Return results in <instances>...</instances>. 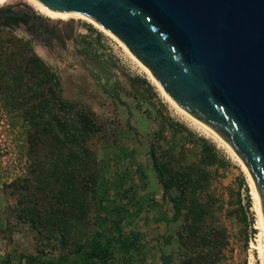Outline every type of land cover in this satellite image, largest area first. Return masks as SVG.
<instances>
[{
	"label": "rangeland",
	"instance_id": "obj_1",
	"mask_svg": "<svg viewBox=\"0 0 264 264\" xmlns=\"http://www.w3.org/2000/svg\"><path fill=\"white\" fill-rule=\"evenodd\" d=\"M5 8L35 16L0 27V264H86L75 248L95 231L129 247L114 248L110 264H185L199 249L183 244L189 219L185 210L174 219L169 201L181 172L208 197V228L223 230L216 264H262L246 173L119 40L84 20H51L24 0ZM78 110L97 128L82 138Z\"/></svg>",
	"mask_w": 264,
	"mask_h": 264
},
{
	"label": "water",
	"instance_id": "obj_2",
	"mask_svg": "<svg viewBox=\"0 0 264 264\" xmlns=\"http://www.w3.org/2000/svg\"><path fill=\"white\" fill-rule=\"evenodd\" d=\"M115 36L248 170L264 216V0H33Z\"/></svg>",
	"mask_w": 264,
	"mask_h": 264
},
{
	"label": "trees",
	"instance_id": "obj_3",
	"mask_svg": "<svg viewBox=\"0 0 264 264\" xmlns=\"http://www.w3.org/2000/svg\"><path fill=\"white\" fill-rule=\"evenodd\" d=\"M13 24H26L28 22V17L26 18H10ZM39 63V62H38ZM37 63V65H38ZM42 71L45 73V78L48 81H51L50 78V69L47 66H41ZM54 88L50 90V94L54 96ZM58 99V103L62 108L76 109L77 105L65 101L61 96L54 97ZM79 112V110L77 111ZM83 112V111H81ZM78 113L82 121L81 128L82 132L78 135V138L84 137V135L92 130H96L95 122L88 118L87 115ZM68 134V132H67ZM73 143H76L77 140L74 136H71ZM179 184H177V196L175 198H169V201L173 205L174 209V219H177L182 215V211L185 210L186 216L189 219V225L186 227L188 233V240L183 239V244L187 245L186 242L193 248L199 249V254L186 262L185 264H216L218 258L216 257V250L220 245L217 235H222V228L213 229L212 227L208 228L207 219L210 214L209 210V200L208 197L203 196L201 193L203 190H198L199 185L193 180L192 176L186 172H181L178 174ZM201 187V186H200ZM199 191V192H198ZM202 230V233L198 231ZM223 231V230H222ZM102 233L95 231L93 236L86 240L83 244L77 245L75 250L83 256L84 260L88 263L94 260L98 261L100 264H110L111 257L113 255L112 251L114 248L118 249V252H128V246L125 243H119L117 246L114 243V239H108L105 243L102 242ZM40 264H68L67 259L64 257H58L57 259H46L41 260ZM86 263V264H88Z\"/></svg>",
	"mask_w": 264,
	"mask_h": 264
},
{
	"label": "bare ground",
	"instance_id": "obj_4",
	"mask_svg": "<svg viewBox=\"0 0 264 264\" xmlns=\"http://www.w3.org/2000/svg\"><path fill=\"white\" fill-rule=\"evenodd\" d=\"M9 1L10 0H0V6L4 5L5 3L9 2ZM24 1L27 4H29L31 7H33L37 11H39L42 15H44L45 17H47V18H49L51 20H63V21H68V20H84V21H87V22L93 24L100 31H102V32L106 33L107 35L111 36L112 38H115L116 40H118L111 33L107 32L106 30H104L103 28H101L96 22H94L93 20L87 18L86 16H84L82 14L73 13V12H67V13L56 12L54 10H51L49 8H45V7L41 6V5H39L38 3H36L33 0H24ZM121 45L127 51V49L125 48V46L122 43H121ZM130 56L142 68V70L145 72V74H147L149 80L161 91V93L163 94V96L174 107H176L177 110H179L184 116H186L190 120V122H192L193 125H195L197 128H199L200 130H202L210 138L214 139L215 141H217L218 143H220L221 145H223L227 149V151L236 159V161L242 167L243 171L246 173L247 179H248L249 184H250V187H251V194H252L253 199L255 201V210H256V213H257V217H258L257 229L260 231V238H261V240H263L262 241V244H260L257 247V249H258L259 253L261 254V256L263 258L262 264H264V216H263V212H262L261 198L259 196V193L257 191V188H256V186H255V184L253 182V179L251 178L248 170L246 169V167L244 166V164L241 162V160L236 156V154L231 150V148L225 142H223L221 140V138H219L213 131H211L205 125H203L202 123L198 122L197 120H195L194 118H192L191 116H189L186 112H184L180 107H178L166 95V93L163 91V89L161 88V86L153 78V76L151 75L150 71L147 68H145L134 56H132L131 54H130Z\"/></svg>",
	"mask_w": 264,
	"mask_h": 264
},
{
	"label": "flooded vegetation",
	"instance_id": "obj_5",
	"mask_svg": "<svg viewBox=\"0 0 264 264\" xmlns=\"http://www.w3.org/2000/svg\"><path fill=\"white\" fill-rule=\"evenodd\" d=\"M35 16L34 14H31L27 10H20V11H12L10 8H5V9H0V27H6V28H11L16 25H21L19 24H13L12 20L10 18H26L28 17V20ZM24 25V24H22ZM87 71L94 76V73H92L90 70L87 69Z\"/></svg>",
	"mask_w": 264,
	"mask_h": 264
}]
</instances>
